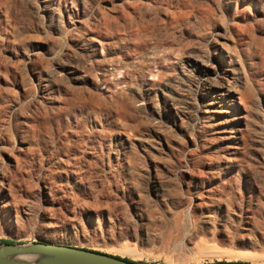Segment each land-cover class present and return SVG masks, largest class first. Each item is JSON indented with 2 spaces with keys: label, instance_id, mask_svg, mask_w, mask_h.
<instances>
[{
  "label": "rangeland",
  "instance_id": "374dc122",
  "mask_svg": "<svg viewBox=\"0 0 264 264\" xmlns=\"http://www.w3.org/2000/svg\"><path fill=\"white\" fill-rule=\"evenodd\" d=\"M0 176V239L264 264V0H0Z\"/></svg>",
  "mask_w": 264,
  "mask_h": 264
},
{
  "label": "water",
  "instance_id": "95a60500",
  "mask_svg": "<svg viewBox=\"0 0 264 264\" xmlns=\"http://www.w3.org/2000/svg\"><path fill=\"white\" fill-rule=\"evenodd\" d=\"M33 260V261H29ZM0 264H140L90 248L38 240L0 242ZM248 264V263H218ZM251 264V263H250Z\"/></svg>",
  "mask_w": 264,
  "mask_h": 264
},
{
  "label": "bare ground",
  "instance_id": "6f19581e",
  "mask_svg": "<svg viewBox=\"0 0 264 264\" xmlns=\"http://www.w3.org/2000/svg\"><path fill=\"white\" fill-rule=\"evenodd\" d=\"M224 71H226V70H223V72ZM232 75V74H231ZM233 79V78H232ZM235 79V78H234ZM238 80V79H237ZM200 85H201V83L199 82V84H198V86H197V88L198 89H200ZM203 86L201 85V88H202ZM225 92H226V95L227 96H230V101L228 102L230 105H232V103H233V98L235 97L236 98V95H238V92H237V90H236V88H234L233 87V85H228V87H226V90H225ZM224 92V93H225ZM228 99V98H227ZM225 105V104H224ZM5 185H6V179H5V177H1L0 176V191H5L6 190V187H5ZM244 230H249V227H245L244 228ZM29 261H33V260H30L29 259Z\"/></svg>",
  "mask_w": 264,
  "mask_h": 264
},
{
  "label": "trees",
  "instance_id": "16d2710c",
  "mask_svg": "<svg viewBox=\"0 0 264 264\" xmlns=\"http://www.w3.org/2000/svg\"><path fill=\"white\" fill-rule=\"evenodd\" d=\"M0 242H4V243H15L14 241L10 240V239H0ZM116 257H119L121 258V256H118V255H115ZM123 259H126V260H129V261H133V262H137V263H140V264H147L145 262H142V261H135V260H131L127 257H122ZM222 263H243V262H222ZM250 264V263H248Z\"/></svg>",
  "mask_w": 264,
  "mask_h": 264
}]
</instances>
